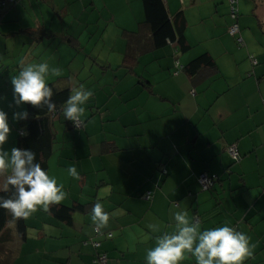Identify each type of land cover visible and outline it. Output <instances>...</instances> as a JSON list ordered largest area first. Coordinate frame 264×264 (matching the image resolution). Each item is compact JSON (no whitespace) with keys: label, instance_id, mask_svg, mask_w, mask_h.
Returning a JSON list of instances; mask_svg holds the SVG:
<instances>
[{"label":"crops","instance_id":"0c3cea01","mask_svg":"<svg viewBox=\"0 0 264 264\" xmlns=\"http://www.w3.org/2000/svg\"><path fill=\"white\" fill-rule=\"evenodd\" d=\"M163 1L187 49L172 43L150 50L129 71L122 66L121 32L142 23L141 0H0V109L10 129L4 147H15L24 128L25 120L12 119L21 109L10 82L23 64L47 63L57 71L46 83L67 87L70 95L80 87L92 92L79 128L52 118L47 159L49 175L67 194L58 204L91 210L73 213L65 224L38 207L23 218L24 239L9 222L0 232V264H93L96 252L105 253V264H145L159 235L148 224L172 231L171 214L181 209L190 221L197 216L201 229L228 224L243 232L252 252L243 264H264V63L255 57L251 67L247 60L254 52L264 58L251 45L253 39L264 48V0H237L242 49L226 33L227 0H204L205 14L193 10L202 0ZM204 53L215 69L191 78L174 74V60L184 67ZM230 144L239 152L236 162L227 154ZM72 165L78 179L67 174ZM203 172L217 177L206 191L197 183ZM7 174L0 173V189ZM146 191L153 192L149 201L139 198ZM97 202L109 216L103 226L91 219ZM93 227L100 230L96 237ZM179 264L195 259L185 254Z\"/></svg>","mask_w":264,"mask_h":264},{"label":"clouds","instance_id":"9594fccd","mask_svg":"<svg viewBox=\"0 0 264 264\" xmlns=\"http://www.w3.org/2000/svg\"><path fill=\"white\" fill-rule=\"evenodd\" d=\"M56 71L45 62L26 63L11 77L12 102L21 109L12 113L13 120L28 119V111L22 107L25 105H45L49 111L55 108L46 77ZM91 95V90L85 91L83 87L73 90L64 101L66 120H79ZM9 131L8 113L0 109V173H8L5 187L0 191L11 190L10 196L0 195V209L10 212L14 219L28 218L38 207L47 210L50 204L61 202L67 194L63 184L37 161L34 151L4 147ZM66 171L70 177L79 178L74 165ZM171 218L175 225L172 231H162L158 223L148 224V229L159 235L153 246L146 249L145 264H179L185 254L194 257L195 264H243L252 255L248 237L228 224L201 229L198 222L189 220L183 209L173 211ZM91 219L99 226L107 223L109 216L100 202L94 204Z\"/></svg>","mask_w":264,"mask_h":264},{"label":"trees","instance_id":"16d2710c","mask_svg":"<svg viewBox=\"0 0 264 264\" xmlns=\"http://www.w3.org/2000/svg\"><path fill=\"white\" fill-rule=\"evenodd\" d=\"M237 3L238 2L236 0L235 8L237 10L236 15L238 17ZM141 4H142V9H143V21L142 23L139 24L138 29L133 32L125 31V30L121 32V35L125 39V50H124L123 58H122V66L129 71L132 69V66L136 63L137 58L141 54H144L150 50L159 49L165 46L166 44H172V43H175L176 45H178L181 51L187 49V46L183 43L184 37L182 35V31L181 32L180 30L178 31V29L176 28L177 26L169 18L163 0H141ZM228 4H229V1H228ZM229 17H230V13H229ZM232 22H234L233 19H231V23ZM232 37L235 39L236 44L239 45V43L237 42V37H240V34L238 33V35L232 36ZM243 46H244V43L240 47H243ZM251 57H252L251 55L248 56L249 62H250ZM175 62H177L178 66H175ZM173 66L175 68L174 74H177L178 71L182 70L190 78L194 77L202 70L215 69L214 68L215 63L213 59L206 53L201 54L198 57L192 59L184 67H181L178 61L174 60ZM48 84L52 88L53 95L51 97V100L54 102L55 108L49 111L47 106L45 105H41L40 107H33L31 105H25L28 111V119L25 120L24 128L23 130H21V133L18 134V137L15 142V147L28 148L34 151L36 153L37 161L40 162L41 166L46 169H47V159L52 153V144L54 141V132L52 131V127H51L52 118H54L55 116H61L69 128L76 129L71 125L69 121L66 120L64 113H63L64 101L70 95L69 89L67 87L59 88L54 83H48ZM53 112H54V116L52 115ZM25 132L27 133L26 135H25ZM239 159H240V155H239ZM157 173L160 174L161 176H165L166 170L164 167H157ZM198 177H197V183L201 189V186L198 182ZM210 188H208L207 190H209ZM201 190L206 191L203 189ZM147 193L150 195L148 199L144 198V196ZM0 195H3L5 197L10 196L11 190L9 189V191L7 192L0 191ZM152 196H153V192L146 191L140 194L139 198L149 201L152 199ZM90 210H91V206L89 204L83 205V204L76 203L70 206H66V205L57 203V204H50L46 211L50 215H52L55 220L65 223V224H71L73 213L75 212L82 213V212H87ZM9 222H14L17 233L20 235L22 239H24L25 224H24L23 218L13 219L9 215V212H7L5 209H0V232L5 227V225L8 224ZM94 228H97V227H93V236L96 237L97 235L100 234V230L97 228L98 233L95 234ZM104 236L106 238H110L112 234L104 233ZM91 240H94V239L90 238L87 240V242L90 245H91L90 243ZM85 243H86V240H85ZM97 248H94V249H97ZM100 253H103V252H96L94 256ZM94 259L95 257L92 259V262L94 261Z\"/></svg>","mask_w":264,"mask_h":264},{"label":"built area","instance_id":"2783aa9c","mask_svg":"<svg viewBox=\"0 0 264 264\" xmlns=\"http://www.w3.org/2000/svg\"><path fill=\"white\" fill-rule=\"evenodd\" d=\"M10 2H13L14 0H8ZM229 1V4H230V17L231 19L234 20V22H232L229 27L227 28V33L230 35V36H236L238 35L239 33V27H238V24L236 22V18H237V15H236V0H228ZM3 4V2H2ZM237 42L239 43L240 46H242V41H241V38L240 37H237ZM250 63L252 66H256L257 65V60L256 58H253L251 57L250 58ZM175 66H178L177 62H175ZM256 79H259L260 76L257 75L255 76ZM263 106H264V101H263ZM52 115L54 116V112L52 113ZM51 115V116H52ZM71 123V125L74 127V128H79L80 125H81V122L80 120H77L76 122H72L70 120H67ZM21 133V131H20ZM226 151H227V154L229 155V157L231 158V160L233 161H237L239 159V152L236 148V145L235 144H230L227 146L226 148ZM216 180V176L215 175H208L206 173H201L198 177V182L201 186V189L203 190H207L208 188H210L214 181ZM149 194L147 193L144 198L148 199L149 198ZM194 222H198V217L197 216H194V219H193ZM94 233L97 234L98 233V229L97 228H94ZM110 236V235H108ZM85 243V242H84ZM91 245L94 247V248H97L99 246V242L95 241V240H91ZM107 261V257L104 253H100L98 255L95 256V259L93 261L94 264H104L105 262Z\"/></svg>","mask_w":264,"mask_h":264},{"label":"rangeland","instance_id":"374dc122","mask_svg":"<svg viewBox=\"0 0 264 264\" xmlns=\"http://www.w3.org/2000/svg\"><path fill=\"white\" fill-rule=\"evenodd\" d=\"M196 1H198L199 2V0H196ZM204 0H202V2H203ZM188 2H190V0H188ZM228 2V1H227ZM228 4V3H227ZM209 5L210 4H208V3H205V2H203L202 4H201V6H199V7H196V6H194V8H193V10L194 11H196V10H200V11H202L204 14L205 13H207V9H206V11H204V9L205 8H208L209 7ZM212 8L214 9V6L212 5ZM226 10H227V12H228V14L226 13V16L228 15L229 16V13H230V5L228 4V6H226ZM209 11V10H208ZM250 13V12H249ZM207 23V22H206ZM207 24H209L210 25V20L208 21V23ZM199 26V25H198ZM194 27L195 26H193L192 27V31L194 32ZM205 32L207 33V35H211V30H209V27L208 26H205ZM226 31H227V29H226ZM204 32V33H205ZM227 33V32H226ZM194 34H196L195 32H194ZM255 35V34H254ZM230 38H231V41L233 42V44H234V46L235 47H237L238 49H242V48H244L246 45H245V42H243L244 43V46L243 47H240L239 45H237L236 44V41H235V39L232 37V36H229ZM243 41V40H242ZM251 45L253 46H255L256 47V49H257V51H264V48H262L256 41L254 42L253 41V39H252V41H251ZM255 53V54H254ZM254 53H250V55L252 56V57H256V58H258L259 59V63L261 64V63H264V58H261V57H259L258 56V54L256 53V52H254ZM247 60H248V57H247ZM249 61V60H248ZM250 64V63H249ZM250 66H251V64H250ZM251 67H256V66H251ZM251 67H250V69H251ZM257 76V75H256Z\"/></svg>","mask_w":264,"mask_h":264}]
</instances>
